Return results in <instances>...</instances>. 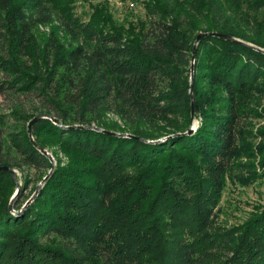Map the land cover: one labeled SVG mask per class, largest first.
<instances>
[{
    "label": "trees",
    "instance_id": "trees-1",
    "mask_svg": "<svg viewBox=\"0 0 264 264\" xmlns=\"http://www.w3.org/2000/svg\"><path fill=\"white\" fill-rule=\"evenodd\" d=\"M75 2L0 0V98L39 99L59 124L37 121L34 140L69 159L26 208L0 172V264H264V204L232 227L216 218L229 181L264 178V146L260 171L239 175L264 136V0H147L144 19L122 23L105 4L84 19ZM55 17L60 33L40 43ZM201 32L239 41L203 38L191 82ZM23 115L0 111L15 152L0 166L51 171L27 128L8 127Z\"/></svg>",
    "mask_w": 264,
    "mask_h": 264
},
{
    "label": "rangeland",
    "instance_id": "rangeland-1",
    "mask_svg": "<svg viewBox=\"0 0 264 264\" xmlns=\"http://www.w3.org/2000/svg\"><path fill=\"white\" fill-rule=\"evenodd\" d=\"M143 1L147 0H76L74 5L75 13L84 19H88L94 7L105 4L109 7V10L112 13L114 19L117 22L122 23L123 20L127 18V15L131 13L142 19L145 18L146 11L143 5ZM59 26L60 24L58 21V17H55L53 23L50 25L39 26L36 30V36L38 41L42 43L43 40H45L49 36L52 30H56L58 33H60L61 30ZM12 106L20 108V110L24 113V118L22 121L19 120L18 117H11L9 119L10 125L8 127L17 131L19 129H23V127H26L28 130L30 122L38 115L44 114L42 113V108L44 106L39 102V99L37 98H28L25 96L7 97L6 99L0 98V111L2 113H5L6 115H11ZM27 115H34V118L29 123H27L26 121ZM107 120L112 125H116L122 129L130 131L126 126H124V123L121 122V120L115 115L107 116ZM198 123L199 120L194 119L192 125L193 128L194 126L196 127ZM258 129L264 131V120H261L259 121V123H257L256 130ZM31 133L34 139L33 126ZM0 146H2L0 147L1 154L8 155L9 157L14 156L15 152L12 149H9V147L5 146L4 143H0ZM263 146L264 136L256 139L253 142L252 147L254 149V153H257L256 158L259 157V153L261 152L260 148ZM46 150L53 156L55 161V168L58 166L59 163L61 166H66L69 163L68 157L61 149H59V147L52 146L46 148ZM259 158H252L251 160L244 158L241 161L243 165L240 168L241 170L239 172V175L241 177H246L250 172H259ZM254 164L257 165L256 169L251 166ZM13 170L15 171V174L13 175L14 180L16 182H14V187L9 190L8 197H11V202H14L19 199L20 202L24 203V208H26L28 204H31L34 201H32V199H35L37 197L35 196V194L38 189L39 191L37 195L39 194L45 176L47 174L49 175L50 171L46 168L38 169L25 164H23V166H21L20 168H13ZM263 204L264 178H262L258 182H254L249 186H244L241 182L233 183L229 181L227 189L223 195L222 201L218 207V210L216 211V218L219 224L225 225L227 227H232L234 225L244 222L255 207H258L259 205Z\"/></svg>",
    "mask_w": 264,
    "mask_h": 264
},
{
    "label": "water",
    "instance_id": "water-1",
    "mask_svg": "<svg viewBox=\"0 0 264 264\" xmlns=\"http://www.w3.org/2000/svg\"><path fill=\"white\" fill-rule=\"evenodd\" d=\"M218 37V38H225V39H231V40H236V39H233L232 37L230 36H227V35H224V34H221V33H218V32H201L199 33V35L197 36V39H196V43L194 45V50H193V54H192V66H191V82H193L194 80V73H195V59H196V51H197V45L199 44V42L205 38V37ZM236 41H239V40H236ZM191 93L193 92V88L191 87ZM192 115L194 116V110L192 111ZM41 119H50L51 121H53L55 124H59L58 120L55 118V117H52V116H47V115H38L37 117H35L29 124V134H30V138L32 139V141L34 142V144L36 145V147L41 151V153L45 156H47L52 165H53V168L51 169L49 175L47 177H45L44 181H46L48 179V177L52 174L53 172V169L55 167V161H54V158L53 156L46 150V149H42L41 147L38 146V144L34 141L33 137H32V126L39 120ZM92 129H96L100 132H104V133H108V134H112V135H117V136H121L120 134L118 133H112V132H108V131H104L103 129H97L95 127H92ZM194 132V128L193 126L190 128V131L188 134H192ZM124 136H129V135H124ZM130 137V136H129ZM0 171L2 172H10V173H13L15 174V171L13 170L12 167L10 166H0ZM39 189L37 190L35 196H37V193H38ZM34 199H32L33 201ZM31 201V202H32Z\"/></svg>",
    "mask_w": 264,
    "mask_h": 264
}]
</instances>
